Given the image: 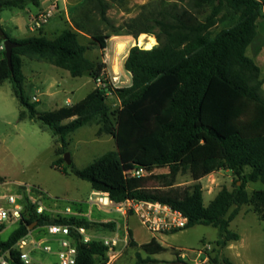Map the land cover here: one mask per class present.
Instances as JSON below:
<instances>
[{
  "label": "trees",
  "instance_id": "1",
  "mask_svg": "<svg viewBox=\"0 0 264 264\" xmlns=\"http://www.w3.org/2000/svg\"><path fill=\"white\" fill-rule=\"evenodd\" d=\"M124 1L84 0L74 10L73 26L90 37L89 45L83 44L71 29L53 39L44 35L15 39L6 33L19 46L12 52V69L4 48H0V86L11 82L15 97L27 109L20 112L19 119L40 122L49 128L62 143L57 150L60 156L66 152V136L86 125L97 124L99 136L114 138L116 150L84 168L70 165V172L89 182L93 191L108 193L117 204L131 200L169 205L188 218L184 229L196 225L217 228L218 244L224 249L229 242L240 239L239 234L230 230L240 207L251 204L264 220V190H255L251 197L246 190L249 182L264 184V75L254 58L247 55L259 36L264 0H159L155 5H143L136 17L116 27L107 13L113 3ZM28 4L38 6L39 0H0V10L23 9ZM95 16L112 27V34H104L95 23ZM227 21L232 25L213 33L215 26ZM142 33H153L158 44L152 49L142 45L139 46L143 48H130L124 62L125 70L131 74L129 86L96 87L81 101L48 112L39 111L38 102L26 98L24 57L67 70L73 77L88 74L95 81L105 65L91 60L87 51L91 47L105 50L107 40L113 36L137 39ZM259 50L256 47L254 54ZM111 94L119 101L118 109L108 102ZM64 162L60 157L54 166L68 174ZM136 169L147 171L150 179L167 190L150 189L143 176L128 174ZM156 169L168 172L152 175ZM222 169L237 177L234 188L223 187L207 205L202 185L189 189L174 187L180 173L206 176ZM233 206L236 208L229 214ZM33 224L35 228L74 225L88 231L114 228L111 223L83 217L38 213L36 206L26 199L18 228L0 241V255L9 251L12 264H25L15 245ZM4 229L5 224H1L0 233ZM127 235L128 246L136 249L134 264H156L159 261L153 256L168 250L155 237L139 245L131 230H127ZM76 248L75 264L108 262V248L101 240L85 243L77 235ZM223 264L234 263L224 259Z\"/></svg>",
  "mask_w": 264,
  "mask_h": 264
},
{
  "label": "rangeland",
  "instance_id": "2",
  "mask_svg": "<svg viewBox=\"0 0 264 264\" xmlns=\"http://www.w3.org/2000/svg\"><path fill=\"white\" fill-rule=\"evenodd\" d=\"M158 2L159 0H125L123 3H113L107 15L112 25L119 27L136 17L143 5L151 3L155 5ZM8 15V11L1 12L3 17ZM94 21L99 24L104 34H112V27L100 22L98 16L94 17ZM230 25H232L231 21L219 23L213 28V33L216 34ZM258 33L256 45L247 50V55L250 57L255 55V48L258 45L260 48L264 47V19L258 23ZM142 35H148L154 39L153 47L158 44L153 33H142L139 37ZM47 36L51 37V35ZM119 36L128 39L133 46L142 45L144 47L142 40L137 41L139 37L135 39L127 35ZM80 38L83 44H90V40L86 37L81 36ZM121 45L125 46L124 50L117 49L115 41H110L101 56L102 63L105 65L103 75L111 81L109 85L113 88L126 87L131 84V74L124 68L129 44ZM142 46L139 47L143 48ZM91 49L95 48L91 47ZM97 51L98 49L91 50L87 56L96 58L99 56ZM30 66L40 68L42 72L37 75L32 84L29 81L26 82L25 96L30 102H34L33 97H37L39 99L37 109L41 112L53 111L68 105V99L72 104L77 103L96 86L95 81L88 74L73 77L67 70L43 61L27 59L24 67L26 75H29ZM261 67L262 75H264V64H261ZM51 84H54L53 87H50ZM51 92L58 93L49 95ZM108 102L113 109H118L120 105L117 97L112 94L109 95ZM22 110L26 111L27 109L15 97L11 82L6 81L0 86V176L7 184L0 180V191L23 195V203H26V199H28L36 208L42 206L43 213H47L51 217H83L99 223L113 224L114 228L112 229H92L89 232L97 240L119 235L122 240L111 264H134L136 249L128 246L129 238L127 230H124L126 220L121 216L122 213L91 204L90 198L93 195L91 184L72 174L70 165L66 161L63 163V167L68 169V174H64L54 166L60 157L64 158L68 153L77 168H84L105 153L116 150L114 138L109 135L99 136L97 134L98 125L89 124L66 136V152L60 156L57 154V150L62 146L59 138L40 122L29 119L20 120L19 114ZM167 172L168 169H156L152 175H161ZM150 175L148 173L143 176L148 188L167 190V188L161 187L156 180L150 179ZM236 180L237 177L226 169L214 171L206 176H195L187 171L178 175L174 187L189 189L195 184L202 185L204 203L207 205L223 187L232 190ZM38 189L41 191H37ZM246 190L251 197L255 190H264V184L261 181L249 182ZM67 208L71 209L70 214H65ZM235 208L236 206H233L229 214ZM125 210L127 211L126 215H130L132 210L128 206ZM130 224L138 240L148 238L146 229L141 226L137 218L131 219ZM18 226L19 223L16 222L5 223V229L0 233V241H5ZM29 230L33 231L36 236H43L45 231L41 227L35 228V224L31 225ZM230 230L239 234L240 239L233 242L229 249L220 247L218 244L219 231L211 225H196L175 233L156 234L159 242L168 250L154 255L153 258L159 261L156 264H173L176 261L204 264L203 260L206 256L208 257L206 264H214V261L217 264H223L224 259H228L234 264H264V220L254 212L251 204L240 207L239 214L230 223ZM206 245H210V249L205 251L206 255L197 258L196 251L203 250ZM52 247L54 252L58 250L57 244H52ZM181 255H184V259ZM33 256L44 264H58V257L54 254L37 252Z\"/></svg>",
  "mask_w": 264,
  "mask_h": 264
},
{
  "label": "built area",
  "instance_id": "3",
  "mask_svg": "<svg viewBox=\"0 0 264 264\" xmlns=\"http://www.w3.org/2000/svg\"><path fill=\"white\" fill-rule=\"evenodd\" d=\"M58 6L56 4L30 19L29 28L33 32H39L43 26L52 18ZM3 48V47H0ZM104 73V70H103ZM102 75L95 80V85L98 88H104L111 81ZM36 101V98H33ZM132 177H140L148 174L144 169H136L128 172ZM1 185V184H0ZM41 191V190H37ZM24 197L19 194H8L0 191V225L7 222L19 223L22 219L24 209ZM90 203L103 208L114 209L123 215L127 214L125 208L128 206L134 214L137 215L140 222L151 233L172 232L175 230L184 229L188 224V218L180 211L172 208L169 205L152 202H135L128 200L124 203H114L109 199L108 193L95 191L90 198ZM38 213H43V207L36 208ZM72 211L67 208L65 214H70ZM44 229L43 236L34 235L30 231L26 236L20 239L15 245L18 251L20 260L25 264H44L34 258L37 252L54 254L58 257V264H75L77 256L76 236H81L85 243L95 240V237L84 227H77L74 225L65 224H50L41 227ZM126 239V238H124ZM119 235L111 238H103L101 241L108 248V263L111 264L113 258L116 257L119 243L121 242ZM52 244L58 245V250L54 252ZM210 249V245L203 247V250H198L196 253L198 257L206 255L205 251ZM10 252L0 255V264H12L11 260L7 257ZM184 259V255H181ZM208 262L206 256L203 263Z\"/></svg>",
  "mask_w": 264,
  "mask_h": 264
},
{
  "label": "crops",
  "instance_id": "4",
  "mask_svg": "<svg viewBox=\"0 0 264 264\" xmlns=\"http://www.w3.org/2000/svg\"><path fill=\"white\" fill-rule=\"evenodd\" d=\"M83 1L84 0H39V5L38 6H34L33 4H28L23 9L14 8V9L0 10V24H1L2 28H3V30L11 38H15V39H25V38H29V37H33V36H38V35H44L47 38L53 39L56 36H58L61 32H63L64 30L71 29V30H74V31H76L78 33L79 38L81 36H84L88 40H90L89 36H87L86 34H84L82 32H78L77 30H75V28L73 26V23L71 21V15L73 14L74 10L79 5H81V3ZM53 4H56L58 6V8L55 11L54 15L52 16V18L43 26V28L39 32L31 31L30 28H29L30 19L33 16L39 14L40 12H43V11L49 9L51 7V5H53ZM3 11H8L9 15L8 16H4V17L1 16V12H3ZM4 27H6V28H4ZM47 35H51V37H48ZM110 41H115V45H119V44L128 45L129 44V50H130L131 47H133V44H130L128 39H124L121 36H113L111 39L107 40V47H108ZM85 45H88V44H85ZM258 48L260 50H259V52L256 55L253 56V58L256 61L257 65L261 69L262 68L261 64H264V47L260 48V46L258 45L257 49ZM96 49H98V48L88 50L87 54L90 53L91 50L94 51ZM129 50L126 53V57L128 55ZM97 52H99L98 53L99 56H97L96 58H92L91 57L90 59L93 60V61H96V62H102L103 59H102L101 56L103 54V50L98 49ZM27 59L28 58H25V57L23 58V74H24V76L26 78L25 79V84H26L27 81H29L32 84L33 81L35 80V78L37 77V75H39L42 72V70L40 68L38 69L35 66H30L29 75H26L25 72H24V67H25V61ZM29 60H31V59H29ZM38 62H41V61H38ZM261 72L263 73L262 69H261ZM53 85L54 84H51L50 87H53ZM95 88H96V86L94 87V89ZM263 88H264V85H263ZM57 93L58 92H51V93H49V95H55ZM35 98H36V101H34V102H39V99L37 97H35ZM67 104L68 105H72L71 100L68 99L67 100ZM22 111H24V110H22ZM0 179L2 180V182L4 184H7L2 176H0ZM94 192L95 191H93V193ZM121 216L126 220V225L124 227V230L125 231L126 230H131L132 233H133L134 239L136 240V242L139 245L150 242L152 240V238H154V237L157 239L156 234H160V233H156L155 234V233H151L150 231H148L146 229V227L140 222V220L138 219L136 214L126 215V216L122 214ZM133 218H137L138 221L140 222L141 226L146 229L147 234L149 235L146 240H138V238L135 236V232H134V230H133V228H132V226L130 224V220L133 219ZM89 220H91V219H89ZM233 242H235V241L229 242L228 246L226 248H224V249H229L233 245Z\"/></svg>",
  "mask_w": 264,
  "mask_h": 264
},
{
  "label": "water",
  "instance_id": "5",
  "mask_svg": "<svg viewBox=\"0 0 264 264\" xmlns=\"http://www.w3.org/2000/svg\"><path fill=\"white\" fill-rule=\"evenodd\" d=\"M0 38L3 40V48L5 50V55H6V59L8 61L9 67L12 69V52L14 48L19 46V44L14 42L8 37L6 32L3 30L1 24H0ZM64 159L68 163V165L72 164L70 155L68 153L65 154ZM0 254H1V250H0ZM7 257L11 258V254L9 253ZM173 264H190V263H187L184 261H176Z\"/></svg>",
  "mask_w": 264,
  "mask_h": 264
},
{
  "label": "bare ground",
  "instance_id": "6",
  "mask_svg": "<svg viewBox=\"0 0 264 264\" xmlns=\"http://www.w3.org/2000/svg\"><path fill=\"white\" fill-rule=\"evenodd\" d=\"M142 44L144 45L145 49H152L153 45H154V39L151 37V36H148V35H145L142 37ZM115 47V46H114ZM113 47V48H114ZM117 49H121V50H124L125 49V46L124 45H117ZM119 50V51H121ZM117 52V51H116ZM120 53V52H119ZM118 53V54H119ZM116 55V54H115ZM116 57V56H115ZM119 59V58H118ZM115 60V59H114ZM116 64V62H115ZM116 71V70H115Z\"/></svg>",
  "mask_w": 264,
  "mask_h": 264
}]
</instances>
